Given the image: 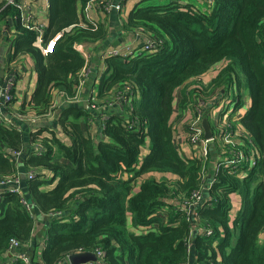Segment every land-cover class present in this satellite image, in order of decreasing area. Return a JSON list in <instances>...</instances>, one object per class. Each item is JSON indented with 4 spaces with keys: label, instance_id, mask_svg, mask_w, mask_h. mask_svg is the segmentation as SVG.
I'll return each mask as SVG.
<instances>
[{
    "label": "trees",
    "instance_id": "obj_1",
    "mask_svg": "<svg viewBox=\"0 0 264 264\" xmlns=\"http://www.w3.org/2000/svg\"><path fill=\"white\" fill-rule=\"evenodd\" d=\"M90 1L49 0L44 38L56 37V45L48 54L18 6L0 3V38L15 21L13 55L27 53L38 73L30 108L17 111L46 117L56 94H78L87 60L75 45L109 33L105 22L87 18ZM122 23L157 46L107 57L90 108H55L67 140L52 131L28 141L24 130L0 121V181L21 173L2 148L22 151L25 171H36L26 192L0 188V258L16 239L32 259L27 242L36 219L22 203L27 197L50 220L45 264H64L81 251L101 253L90 264H189L192 247L197 264H264V0H141ZM247 96L250 107L235 120ZM111 99L124 108L107 110ZM93 104L103 109L99 115ZM202 107L224 155L251 157L233 165L217 160L206 190L213 155L187 156L175 144V122L188 112L194 120ZM94 118H107L103 136L84 130Z\"/></svg>",
    "mask_w": 264,
    "mask_h": 264
},
{
    "label": "crops",
    "instance_id": "obj_2",
    "mask_svg": "<svg viewBox=\"0 0 264 264\" xmlns=\"http://www.w3.org/2000/svg\"><path fill=\"white\" fill-rule=\"evenodd\" d=\"M140 0H113L114 5L110 10H106L104 8H95L87 12V18L99 20L100 22H105L107 28H109V33L106 37H104L100 41L96 42H87L85 43H78L75 45L76 50L78 51V47H80L83 51H80L83 55H89L87 58V66L89 67V75L87 77L86 83L80 88L78 91V95L76 99L72 102V105L79 106L82 105L86 109L90 108V102L93 99H96L102 77L104 75L106 69V58L112 56L111 54L113 51H118L119 54L122 53L125 55L134 54L136 51L135 48L140 47L146 40V37L141 35L140 33L127 30L124 28L122 23L123 20V8L126 3L127 12H131V10L135 7L136 3ZM3 0H0V3ZM22 5V14L27 18L28 15H31V21L36 24H42L44 27H48V20H49V0H20ZM121 2L123 5L121 6ZM117 5H120L121 8H118ZM128 16V15H127ZM4 35L0 38V70H3V76L0 77V86H3V82L5 77H7L8 69L14 68L18 73L16 86L14 90V99L11 106V111H17L22 109L30 108L29 105L32 101V97L37 89V82H38V73L35 68V62L31 56L27 53H20L15 54V21L10 19L3 27ZM141 38V39H140ZM131 42V43H129ZM131 49V50H130ZM134 49V50H133ZM85 58V57H84ZM2 84V85H1ZM219 94V92H218ZM226 98V97H225ZM58 101V105L62 109L65 103L61 100L58 94L55 95V98ZM227 100V99H226ZM230 101L228 100L227 103ZM250 97H245L244 106L239 111L237 110L236 115H238V119L242 116L243 110H247L250 107ZM87 104V106H86ZM220 106V105H219ZM116 107V106H112ZM111 107V108H112ZM120 107V106H119ZM122 108V107H120ZM236 108V106H234ZM110 108H107L109 110ZM233 110V105L231 106ZM1 111V109H0ZM103 109L95 111L93 110V114L99 115ZM15 114V113H14ZM188 114V115H187ZM181 120L177 123L176 128V139L175 144L183 154L187 156H191L196 154L193 150V146L189 143V141L185 137V127L188 124V120L190 116H192L193 112H188ZM235 115V116H236ZM127 116V114H125ZM236 118V117H235ZM187 119V120H186ZM237 120V119H235ZM102 119L95 118L88 123L87 125L83 123V128L86 131H89L94 127L95 130H99L102 135ZM237 125V124H236ZM19 126L21 130H24L26 134V138L29 141L33 135L31 134H38L40 137L43 136H51L52 131H56V133L60 136V138H67V135L64 130L61 128L60 122L56 116V114L52 116H46L37 118L36 120L26 119V120H19ZM94 133L93 130H91ZM67 140V139H66ZM4 151H8L6 148H2ZM37 150V149H36ZM217 152V151H216ZM224 154V153H223ZM217 152V155L214 159H212L213 165L211 168L209 167L207 172V182L204 184V190L208 189V187L214 183L215 178L211 176V172L213 168L215 169V162L218 160H222L221 156L223 155ZM231 155H224L225 159L230 157ZM251 157L248 156V159ZM253 159V158H252ZM18 162L20 163V170L22 173V188L26 192V179H28L27 171H25L24 165V156L21 157ZM1 190V189H0ZM35 227L33 230V237L31 238V246H32V262L33 264H45L42 260V252L45 247L44 242V234L47 229V225L50 224L49 217L44 216L38 210L35 209ZM264 236V235H263ZM30 246V247H31ZM191 260L190 263L197 264L196 262V253L193 250L191 251ZM3 262H9L12 260V256L9 253H6V257L0 258ZM64 264H69V262H65Z\"/></svg>",
    "mask_w": 264,
    "mask_h": 264
},
{
    "label": "built area",
    "instance_id": "obj_3",
    "mask_svg": "<svg viewBox=\"0 0 264 264\" xmlns=\"http://www.w3.org/2000/svg\"><path fill=\"white\" fill-rule=\"evenodd\" d=\"M3 1H6L7 4H15L18 6V8L20 10L21 21L25 24V26L27 28L34 29L37 31V37L35 40V44L43 51V53L48 54V53L53 52L55 45H56V37L50 39L48 42H45L44 33L46 30V27L42 26V24L33 23L31 21V19H32L31 15H28V17L26 18L24 16V14H22V5H21L20 0H3ZM113 5H114L113 0H92V1L88 2V4L86 5L85 12L87 15V12H89L90 10L95 9V8H104L106 10H110ZM117 7L121 8L120 5H117ZM146 43L148 44L146 46L147 50H150V49L155 48L157 46L156 40H148ZM77 49L79 52L83 51L80 47H78ZM111 54L119 55V52L113 51ZM83 57H85V59L87 60V58H89V55H87V54H85V52H83ZM88 75H89V67L87 66V62H86L84 69L81 71V73L79 74V77H78L80 88L84 85ZM17 77H18V73H17L16 69H14V68L8 69L7 77H5L4 81H2L3 86H0V109H1L0 121H3L8 125L15 126L18 129H21L19 126V120H26V119L36 120L37 118H40V116L37 115L36 113H33L32 111H24V112L11 111V104H12L13 99H14V90H15V86H16ZM77 95H76V97H77ZM59 97L62 98V101L65 104H72L73 103L72 101L74 99H76V97H74V98L68 97L67 94H65L64 92H61ZM118 97L124 104H127L128 107L131 106L130 103L128 102V99L124 98L121 95ZM108 104H109L108 108H111L112 106H119L118 105L119 104L118 99H116V100L111 99V100H109ZM57 106H58V101H57V99H54L49 111L46 113L45 116L54 115L55 114V108ZM93 106L96 109H100V107L96 106L95 104H93ZM112 108H115V107H112ZM122 108H124V105L122 106ZM203 109H204V107H203ZM200 118H201V115L200 116L198 115L194 119L195 121L193 120V122L188 125L184 134H185L186 139L193 146L194 152L197 155L206 157V156H208V142L207 141H209V140L205 137L204 127L202 124L203 120H200V121L197 120ZM106 119L107 118L102 119V121H101L103 128L105 127V120ZM135 129H136V127H135ZM138 129L141 130V128H138ZM216 137H218V134L216 135ZM224 140L228 141V142L231 141V140H229L228 137H225ZM218 141L221 143L219 151H221V154H223L224 153V151H223L224 141L221 139H219ZM4 152H5V156H7L11 160L13 159V160L18 161L23 156L22 151H13V152L12 151H10V152L4 151ZM43 152H44V148L39 147V148H37L35 153L41 155ZM221 159L222 160L225 159L224 154L222 155ZM247 159H248V156L246 158H243L241 156V154L236 153L235 155H231L230 157L226 158L225 160L229 161L228 165L229 164L233 165V164H236L237 162H239L240 160H247ZM27 174H28V178H30V179L36 177V171L35 170H28ZM0 188H9V191L12 193L22 192V173H20V175H17L15 178H8L6 180L0 181ZM203 190H204V187H203ZM194 198H195L194 202L196 204L202 203L203 191L196 193L194 195ZM0 200H1V194H0ZM22 203L27 208V210L30 212V214L35 217V207H34L33 203L31 201H29L27 199V197L22 198ZM31 244H32L31 240H29L27 242V245H28L27 247H30ZM7 253H9V255L12 256V260L9 262H3L0 259V264H13V262L15 260H22L25 264H30L32 261L29 251L26 249H23L21 242L16 240V239H12L10 241ZM96 253L100 257L101 253H99V252H96Z\"/></svg>",
    "mask_w": 264,
    "mask_h": 264
},
{
    "label": "water",
    "instance_id": "obj_4",
    "mask_svg": "<svg viewBox=\"0 0 264 264\" xmlns=\"http://www.w3.org/2000/svg\"><path fill=\"white\" fill-rule=\"evenodd\" d=\"M2 76H3V70H0V77ZM202 124L204 127L205 137L208 140L212 139L213 130L207 116L204 117ZM67 260L69 264H88V263L97 262L98 260H100V257L96 252L93 251H81V252L71 253L68 256Z\"/></svg>",
    "mask_w": 264,
    "mask_h": 264
},
{
    "label": "rangeland",
    "instance_id": "obj_5",
    "mask_svg": "<svg viewBox=\"0 0 264 264\" xmlns=\"http://www.w3.org/2000/svg\"><path fill=\"white\" fill-rule=\"evenodd\" d=\"M129 1V0H128ZM141 1V0H140ZM139 1V2H140ZM157 1H164V0H156V2ZM187 1H190V0H187ZM129 3V2H128ZM128 3H126L125 4V6H124V8H123V11H122V14H123V18L126 20L127 19V15L129 14V12H127V6H128ZM129 43H131V42H129ZM148 44L146 43V42H144L140 47H137V48H135L136 49V53L138 54V53H140V52H142L143 50H145L144 48H146V46H147ZM144 47V48H143ZM131 50V49H130ZM134 50V49H133ZM147 50V49H146ZM124 54H125V52H124ZM86 81H87V79H86ZM86 81H85V83H86ZM84 83V84H85ZM231 97H232V95H229L227 98H228V100L230 101L229 102V104L231 103ZM227 100V101H228ZM115 108H119V106H116ZM98 110H100V109H95V111H98ZM208 109H203V107H202V109L201 110H199V112H198V115H201V118L200 119H197V120H203L204 119V117L205 116H207L208 117ZM238 115L239 114H237L235 117V119H238ZM184 115H181L179 118H177V120H179V119H181L182 117H183ZM191 119H192V117H191ZM195 121V120H194ZM178 122H180V121H176L175 122V126H177V123ZM193 122V120L192 121H189L188 122V124H187V126L185 127V130H186V128L188 127V125L189 124H191ZM212 126V125H211ZM229 138V140H231L232 141V138H230V137H228ZM218 141V140H217ZM208 142V155H210V154H212L213 156H212V158H215L216 157V155H217V152L218 153H220V151H219V148H218V146L216 145V143H215V141L214 140H212V139H210L209 141H207ZM210 142V143H209ZM218 144L220 145L221 143L218 141ZM217 151V152H216ZM206 182H207V180H206ZM205 182V183H206ZM264 239V236H262V240ZM192 254V253H191ZM88 264H90V263H88ZM189 264H194L193 263V261H192V263H189Z\"/></svg>",
    "mask_w": 264,
    "mask_h": 264
}]
</instances>
